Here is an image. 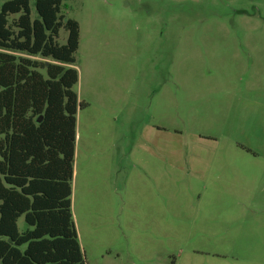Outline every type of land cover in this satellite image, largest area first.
Here are the masks:
<instances>
[{"label": "rangeland", "instance_id": "1", "mask_svg": "<svg viewBox=\"0 0 264 264\" xmlns=\"http://www.w3.org/2000/svg\"><path fill=\"white\" fill-rule=\"evenodd\" d=\"M63 4L84 264H264V0Z\"/></svg>", "mask_w": 264, "mask_h": 264}, {"label": "trees", "instance_id": "2", "mask_svg": "<svg viewBox=\"0 0 264 264\" xmlns=\"http://www.w3.org/2000/svg\"><path fill=\"white\" fill-rule=\"evenodd\" d=\"M63 1L0 5V264H84L71 210L79 24Z\"/></svg>", "mask_w": 264, "mask_h": 264}]
</instances>
